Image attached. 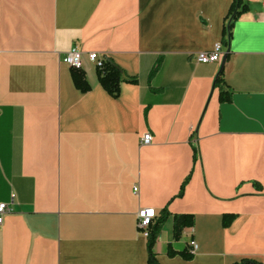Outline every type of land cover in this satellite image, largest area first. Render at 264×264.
I'll list each match as a JSON object with an SVG mask.
<instances>
[{
  "label": "crops",
  "instance_id": "0c3cea01",
  "mask_svg": "<svg viewBox=\"0 0 264 264\" xmlns=\"http://www.w3.org/2000/svg\"><path fill=\"white\" fill-rule=\"evenodd\" d=\"M243 2L0 0V264H151L142 208L164 218L156 264H264V0ZM91 53L123 72L117 98Z\"/></svg>",
  "mask_w": 264,
  "mask_h": 264
},
{
  "label": "trees",
  "instance_id": "16d2710c",
  "mask_svg": "<svg viewBox=\"0 0 264 264\" xmlns=\"http://www.w3.org/2000/svg\"><path fill=\"white\" fill-rule=\"evenodd\" d=\"M247 5L243 2V0H234L233 7L231 9V17L232 20H235L237 16L246 11ZM232 24L230 25L231 30ZM97 76L99 79V83L102 88L112 97L117 98L120 95V86L121 83L126 81V78L121 71V69L116 66V64L108 58H103L102 65L97 67ZM223 69L220 71L219 78L217 80L218 84L223 82ZM72 79L75 87L81 91L82 93H87L90 90V86L87 83L85 73L81 69L72 68ZM221 102H229L231 100V96L227 94L226 91L222 90L220 95ZM164 221V218L157 223L156 226H152L150 229V234L147 237L148 239V252H149V262L151 264H156L155 255L153 252V247L156 242L160 227ZM230 219H224V224L229 225ZM194 225V218L190 215L177 216L174 222V239L179 240L181 237V233L185 227H190ZM176 254L175 252L170 253V255ZM184 259L190 260L193 255L190 250H185L179 253ZM241 264H257L252 261H243Z\"/></svg>",
  "mask_w": 264,
  "mask_h": 264
},
{
  "label": "built area",
  "instance_id": "2783aa9c",
  "mask_svg": "<svg viewBox=\"0 0 264 264\" xmlns=\"http://www.w3.org/2000/svg\"><path fill=\"white\" fill-rule=\"evenodd\" d=\"M82 52L77 48H72L65 56L66 63L74 69H81L83 64ZM223 56V48L221 44H216L214 49L209 52H201L197 55V61L202 64H215L219 63ZM91 62L95 63L97 67L102 65L103 57H100L96 53H91L89 55ZM153 141V136L151 133L145 134L141 138V145L147 146L150 145ZM137 188H134V191L137 192ZM11 209L8 204L0 203V224L3 222V217L5 214L10 213ZM156 212L152 208H142L137 214V225L139 231L145 236L148 237L150 234V229L153 226L156 220ZM191 252L197 250V243L195 240H192L189 243Z\"/></svg>",
  "mask_w": 264,
  "mask_h": 264
},
{
  "label": "water",
  "instance_id": "95a60500",
  "mask_svg": "<svg viewBox=\"0 0 264 264\" xmlns=\"http://www.w3.org/2000/svg\"><path fill=\"white\" fill-rule=\"evenodd\" d=\"M226 58H227V55H225L224 58H223L221 70L224 68V64H225Z\"/></svg>",
  "mask_w": 264,
  "mask_h": 264
}]
</instances>
